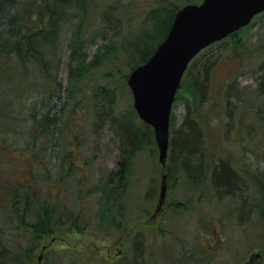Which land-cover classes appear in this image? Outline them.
Returning a JSON list of instances; mask_svg holds the SVG:
<instances>
[{
  "label": "rangeland",
  "instance_id": "obj_1",
  "mask_svg": "<svg viewBox=\"0 0 264 264\" xmlns=\"http://www.w3.org/2000/svg\"><path fill=\"white\" fill-rule=\"evenodd\" d=\"M161 1L80 0L68 8L63 7L47 79L33 77L32 81L37 88L41 86L40 81L45 82L44 85L48 83L46 94L41 97L33 93L23 106L17 104L19 111L26 107L31 120L33 115L43 118L50 106L48 103L43 106L42 101L54 86L57 87L63 106L59 108L60 130L51 137L54 147L51 149L50 136L36 139L34 132L26 130L31 127L29 119L20 121L22 135L11 131L6 136L7 141L0 138V176L6 172L10 177L1 188L14 187L16 183L31 184L34 191H40L41 200L58 197L74 206L79 215V231H59L43 239L37 250L40 262L47 252H52V264H264V229L259 224L256 209L260 201L247 179L239 192L241 195L235 199L220 198L209 190L207 199L198 202L195 191L179 187L171 196L173 199L167 193L161 207H158L160 193L151 207L143 203L148 180L160 165L156 142L149 144L132 162L128 194L120 204L124 209L121 211L120 205H116L111 224L100 223L97 218L101 182L116 168L121 156L118 128L111 124L110 118H121L134 109L131 90L127 81L122 80L129 74L123 45L138 32L147 13ZM173 1L182 7L190 1L200 3L202 0ZM77 34L81 37V53L90 67L88 78L73 89L71 97L68 64L71 44ZM237 43L243 46L241 53H233ZM112 46L118 48H114L115 55L103 59ZM96 56L98 61H95ZM196 61H199L198 68L215 62L203 107L205 112L210 110L209 120L204 124V154L212 163L226 159L238 165L243 164L246 157L253 168L264 172V94L259 93L261 66H264V13L241 30L235 40L227 39L223 44L211 46L192 63ZM35 66L31 65L36 71L38 65ZM113 76L120 78L116 80ZM231 84L234 87L227 98L225 92ZM2 86L7 94L10 85ZM186 93L182 90L174 105V127L179 126L186 114ZM100 99L102 103L96 104ZM101 114L103 117L99 118ZM141 124L138 117L134 126ZM6 148L18 150L21 156L33 157V150L51 156L54 159L49 167L51 173L40 175L35 164H25L15 151H8L5 156ZM67 160L69 163L64 162ZM62 167L66 171L64 183L55 181L59 176L56 170ZM48 178L52 180L49 185ZM175 199L186 207H176ZM241 207L244 211L240 218ZM139 223L142 226L137 227L134 235L124 231ZM134 236L141 244L137 245ZM136 246L143 250L141 258H136Z\"/></svg>",
  "mask_w": 264,
  "mask_h": 264
},
{
  "label": "trees",
  "instance_id": "obj_2",
  "mask_svg": "<svg viewBox=\"0 0 264 264\" xmlns=\"http://www.w3.org/2000/svg\"><path fill=\"white\" fill-rule=\"evenodd\" d=\"M79 1L0 0V138L6 140V136L10 135L11 131L22 135L21 128H19L22 127L20 121L27 122L28 119L31 127H26V130L34 132L36 139L39 136H50L48 138L51 139L60 130L58 124L61 109L59 108L63 106V97L56 92L57 87L54 86V89L52 88L53 90L42 101L43 106H47V103L50 106L43 118L33 115L31 120L26 112V107L23 111H19L18 105L20 106L22 103L23 106V103H27L29 96L33 93H37L41 97L46 94L44 90L48 83L44 85L45 82L40 81L41 86L39 85L37 88L32 84L33 77L47 79L49 64L59 36L60 10L63 7H70L75 2L79 3ZM43 3L49 4L43 5ZM188 3L195 2L190 1ZM78 7L84 10L81 5ZM179 8L180 6L173 0H163L147 13L138 32L123 45L127 57L126 67L129 72L145 63L154 54L158 45L166 38ZM236 35H231L227 39L235 40ZM80 38V35L77 34L71 44L72 54L68 64V91L70 90L71 97H73L71 93L73 89L83 79L88 78L87 69L90 67L85 63V56L81 53L82 42ZM223 43L221 42V44ZM114 48L118 49L112 46L111 50L113 51L109 50V55L105 56L104 54L103 59L111 57L112 54L115 55ZM242 50L243 46L237 43L233 53H241ZM95 61H98L97 56ZM33 64L35 68V64L38 65L36 71L35 68L31 67ZM214 65L215 62H212L208 66L203 64L202 67L198 68L199 61H196L189 66L185 73L176 101L180 98L182 90L190 95L188 98L189 95L186 93V114L177 127H174V118H171L167 163L165 166L158 165L157 172H152L142 201L144 204L147 203L150 207L152 206L160 193L164 177L170 198L172 195L174 196V193H177L179 187H183L186 190L195 191L199 197L198 202L207 199L209 190L220 198L235 199L241 195L239 192L243 188L244 179H247L253 184L254 190L258 194L260 204L256 206V209L260 218L259 224L264 229V172L254 170L251 164L246 161V157L243 164L238 165L226 159L212 163L208 159V155L204 154L206 133L204 124L209 120L210 110L205 112L203 107L207 102L211 87L210 77L215 69ZM261 67L263 75L259 93L264 94V66ZM124 76L123 82L127 81L128 74ZM113 78L117 80L120 77L113 76ZM54 81L52 80V82ZM3 84L10 85L7 94L3 92L5 89ZM233 87L231 84L227 88L228 90L225 92L227 98L231 96ZM98 95L99 98H102L101 94ZM101 101L102 99L96 101V104H101ZM100 117H103L102 114L99 115ZM137 118L134 109H130L126 112V116H121V118H110L111 124L118 128L117 134L121 139V156L116 168L108 173L101 182V188H99L102 197L99 199L97 218L100 223L111 224L114 221L117 211L116 205L122 204L123 198L128 194V180L134 158L147 149L149 144L155 143L153 130L150 126L144 123L140 126H134ZM14 121H17V124ZM51 141L52 149L54 141L52 139ZM8 151H15L25 164H35L37 166L35 169L40 175L45 174L47 176L46 173H51L49 167L54 160L50 158L51 156H43L37 150L32 151L33 157L30 155L29 157L27 154L21 156L18 150L11 148L5 149V156H8L6 154ZM46 158L49 161H46ZM64 162L69 163V160ZM77 167L81 168L78 165ZM63 168L56 170L59 176L55 181H64L63 177L66 171ZM7 175L5 172L0 176V264H52V252H47L44 261L40 263L37 250L43 239L54 235L56 232L80 230L77 209L75 210L74 206L58 197L51 200H41L39 198L40 191H34L35 187L31 184L21 186L22 184L16 183L17 186L9 185L1 188L4 180L10 178ZM47 181L49 185L52 180L48 178ZM243 204H245L244 201ZM175 205L176 207H186L182 201L177 199H175ZM123 207L120 205L121 211L124 209ZM243 211L244 207H241L240 218L243 217ZM13 226L15 232L12 231ZM141 226L140 223L139 226L138 224L132 225L130 229L127 227L124 231L134 235ZM133 239L137 245H139L138 243L141 244L136 237ZM136 251V258H141L143 255L140 253H143V250H139L138 246Z\"/></svg>",
  "mask_w": 264,
  "mask_h": 264
},
{
  "label": "water",
  "instance_id": "obj_3",
  "mask_svg": "<svg viewBox=\"0 0 264 264\" xmlns=\"http://www.w3.org/2000/svg\"><path fill=\"white\" fill-rule=\"evenodd\" d=\"M262 12L264 0H203L187 4L177 11L165 40L150 59L128 75L134 109L154 130L161 165L167 162L171 115L190 62L205 48L248 26ZM166 194L164 177L159 206Z\"/></svg>",
  "mask_w": 264,
  "mask_h": 264
},
{
  "label": "bare ground",
  "instance_id": "obj_4",
  "mask_svg": "<svg viewBox=\"0 0 264 264\" xmlns=\"http://www.w3.org/2000/svg\"><path fill=\"white\" fill-rule=\"evenodd\" d=\"M254 170H257V171H259V172H262V170H258V169H255V168H253ZM161 189V188H160ZM167 193H168V187H167ZM166 198H167V194H166ZM166 198H165V200H166ZM15 229H14V226H13V229H12V231L13 232H15L14 231ZM40 260V259H39ZM40 262V261H39ZM40 263H42V262H40Z\"/></svg>",
  "mask_w": 264,
  "mask_h": 264
},
{
  "label": "flooded vegetation",
  "instance_id": "obj_5",
  "mask_svg": "<svg viewBox=\"0 0 264 264\" xmlns=\"http://www.w3.org/2000/svg\"><path fill=\"white\" fill-rule=\"evenodd\" d=\"M160 211H161V209H160ZM160 211H158V212H160Z\"/></svg>",
  "mask_w": 264,
  "mask_h": 264
}]
</instances>
